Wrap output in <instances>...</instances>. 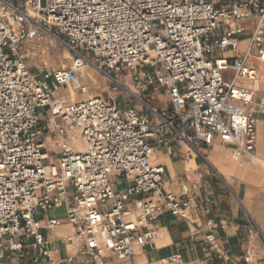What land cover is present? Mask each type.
I'll use <instances>...</instances> for the list:
<instances>
[{
	"label": "built area",
	"instance_id": "1",
	"mask_svg": "<svg viewBox=\"0 0 264 264\" xmlns=\"http://www.w3.org/2000/svg\"><path fill=\"white\" fill-rule=\"evenodd\" d=\"M44 36L67 50L69 67L30 65ZM260 61L264 0H0V264H28L33 252L51 261L44 231L63 223L42 225L40 216L61 208L74 230L65 241L81 264L105 255L130 262L135 248L155 247L162 215L190 222L202 202L194 189L166 190L156 149L172 154L179 143L202 157L196 144L217 142L237 160L262 162ZM85 68L138 106L88 97ZM68 87L86 99L58 97ZM162 93L166 105L157 107ZM124 176L132 183L115 190L112 179ZM248 231L260 233L252 219ZM205 242L208 255L221 256L215 235ZM164 262L186 264L181 254Z\"/></svg>",
	"mask_w": 264,
	"mask_h": 264
},
{
	"label": "crops",
	"instance_id": "2",
	"mask_svg": "<svg viewBox=\"0 0 264 264\" xmlns=\"http://www.w3.org/2000/svg\"><path fill=\"white\" fill-rule=\"evenodd\" d=\"M244 52L239 51L238 55ZM227 55L232 56L233 53ZM259 123L256 156L264 164L263 116H260ZM196 147L202 157L179 143L172 145V154L158 148L154 157V164L165 168V188L168 192L183 195L184 189H194L199 196L202 204L194 210L191 221L184 222L169 214L162 215L155 224L158 229L155 247L135 248L130 262H121L115 256L105 255L94 264H166V259L177 254L183 256L186 264H264L263 167L249 158L239 159L247 165L238 164L233 158V150L217 142L211 146L196 144ZM212 155H217L221 164L232 171V183L225 181L215 171L209 160V157L213 158ZM124 177L126 182L121 187L120 178L112 179L115 190L119 191L132 183L131 177ZM128 207L134 210L133 203ZM40 218L42 225L52 218L61 219L63 224L53 231H44L52 251L51 261L37 258L38 253L33 252L28 264H81L73 247L65 241L67 236L74 234L72 227L66 224L65 209L53 210ZM251 219L258 227L259 234L248 231ZM210 234L216 236L221 256L216 249L212 255L203 250L205 237ZM248 254L251 255L250 262L246 261Z\"/></svg>",
	"mask_w": 264,
	"mask_h": 264
},
{
	"label": "rangeland",
	"instance_id": "3",
	"mask_svg": "<svg viewBox=\"0 0 264 264\" xmlns=\"http://www.w3.org/2000/svg\"><path fill=\"white\" fill-rule=\"evenodd\" d=\"M255 26L254 25H247L246 27V33L242 36V44H241V51H243L246 47L247 41L249 40L251 34L254 31ZM246 42V43H245ZM28 49L30 50L31 47H28ZM40 51H42V55H40V60L39 61H31L30 65H32L34 68L39 66H41L42 63H46V65L52 69H62V68H67L69 67V59H68V52L67 50L62 47L61 45L57 44L52 38L48 37V36H44L41 40H40ZM227 53H230V51H227ZM227 55V54H225ZM224 79L225 80H231L234 76V74L232 72H224L223 74ZM89 77L94 80V82L92 81H85L83 78V81L89 84L90 87V93L87 95H93V96H102L104 98H108V97H120L121 99L123 98L122 104L124 105H131V106H138L135 102L129 101L127 99V95H125L124 93L121 95L120 90L119 91H114L113 90V85L105 78L103 77L101 74L97 73L96 71L93 72H89ZM70 92L67 91V88H61L60 91H58L57 95L58 97H63L66 98L67 100H73L76 99L78 100L79 98H81L82 100L86 99V96L83 95H79L78 93H74L73 89H68ZM264 96V92H259L258 93V97H257V104H260V100L263 98ZM167 102V97L165 95V93H162L161 95H157L156 99L154 101V105L157 107H164L166 105ZM41 118L42 119H46L50 116V113L48 111V109H43L40 112ZM77 137V141L79 142V144H82V139L80 136H76ZM51 153H53V150H51ZM212 160L214 162H218L221 164L220 162V158L217 155H212ZM215 158V159H214ZM234 158V157H233ZM53 162H55L56 164L58 163L55 159H53ZM238 164H244L247 165V163H245L244 161H236ZM254 167V165H252ZM259 167V166H256ZM264 169V166H262ZM215 169V168H214ZM216 171V169H215ZM234 178V177H233ZM233 178L231 180L232 183ZM120 183L119 186L121 187L122 185L125 184L126 182V178L122 177L119 179ZM226 181V180H225ZM228 182V181H227Z\"/></svg>",
	"mask_w": 264,
	"mask_h": 264
},
{
	"label": "bare ground",
	"instance_id": "4",
	"mask_svg": "<svg viewBox=\"0 0 264 264\" xmlns=\"http://www.w3.org/2000/svg\"><path fill=\"white\" fill-rule=\"evenodd\" d=\"M69 55V54H68ZM68 59H69V56H68ZM258 68H259V87H258V92H257V95L259 92H264V62L263 61H260L258 63ZM95 70L93 69H90V68H85L84 70V73H83V78L85 81H92L94 82V80H92L90 77H89V72H93L94 73ZM245 84H248L250 83L249 81H245L244 82ZM72 89V87H68L67 88V91L69 92L68 89ZM74 93H77L74 89H73ZM69 95H70V92H69ZM93 95H89L88 97H92ZM258 97V96H257ZM257 100V99H256ZM72 101H76V99H73ZM256 106H259L256 102ZM260 124V123H259ZM74 145L76 147V149L78 151H83L84 149V146H83V142L82 144H79V142L77 141V138H74ZM234 157V156H233ZM235 159V158H234ZM209 160L211 161V165H213V167L216 169V171L221 175L223 176V178L228 181V182H231L233 176H232V171L225 168L222 164L218 163V162H214L212 160V158L209 157ZM236 161H239L237 159H235ZM252 163V162H251ZM255 164H257V162H253ZM258 164H261L260 166H264L263 163H258Z\"/></svg>",
	"mask_w": 264,
	"mask_h": 264
}]
</instances>
